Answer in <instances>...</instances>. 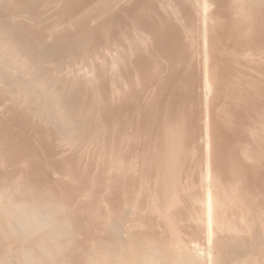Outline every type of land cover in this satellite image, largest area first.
I'll use <instances>...</instances> for the list:
<instances>
[{
	"label": "bare ground",
	"instance_id": "obj_1",
	"mask_svg": "<svg viewBox=\"0 0 264 264\" xmlns=\"http://www.w3.org/2000/svg\"><path fill=\"white\" fill-rule=\"evenodd\" d=\"M0 264H264V0H0Z\"/></svg>",
	"mask_w": 264,
	"mask_h": 264
}]
</instances>
